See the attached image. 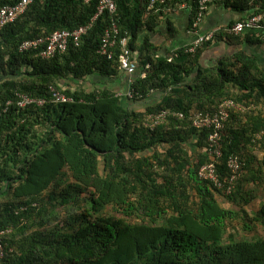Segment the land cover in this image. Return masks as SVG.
<instances>
[{"label": "trees", "instance_id": "obj_1", "mask_svg": "<svg viewBox=\"0 0 264 264\" xmlns=\"http://www.w3.org/2000/svg\"><path fill=\"white\" fill-rule=\"evenodd\" d=\"M17 1L0 0V8ZM198 1L157 3L148 11L147 0H114V14L99 16L78 46L70 42L64 54L49 60L40 56L45 43L37 50L20 48L88 25L98 0H33L0 30L1 264H264V236L227 233L234 217L243 233L264 229V195L249 216L244 207L254 192L242 184L245 171L253 185L264 184V70L243 53L202 68L201 50L211 42L193 55L185 48L161 54L148 35L167 23L174 37L166 17L184 2L191 23ZM218 3L264 20V0ZM113 24L136 65L132 99L126 101L136 104L158 92V104L131 110L109 89L82 86L88 77L111 79L121 72L119 47L111 59L98 52ZM51 88L72 102H51ZM16 93L46 103L20 109ZM228 100L244 107L230 112L220 132V178L229 173L227 158L241 164L229 194L198 177L211 162L205 150L209 131H197L190 120L192 113L213 111ZM163 111L168 116L150 128L148 116ZM256 144L262 156L253 168L249 151ZM218 195L238 211L221 207Z\"/></svg>", "mask_w": 264, "mask_h": 264}, {"label": "built area", "instance_id": "obj_2", "mask_svg": "<svg viewBox=\"0 0 264 264\" xmlns=\"http://www.w3.org/2000/svg\"><path fill=\"white\" fill-rule=\"evenodd\" d=\"M33 0H18L14 5L4 6L0 8V30L7 24L13 23L19 17H21L27 10L28 6ZM83 3L88 4L93 0H81ZM147 10H151L155 7L157 3H172L177 0H147ZM221 0H199L195 9V15L190 23V31L195 35L193 42L185 47L184 53L193 55L195 52L201 48L203 45L212 42L216 36L217 31H209L205 33H199V28L204 20L205 14L208 10L217 2ZM179 9H186L187 6L184 2H181L178 6ZM96 14L92 18L91 22L86 26H81L72 32L69 31H56L51 34L46 39L26 41L22 44L20 50H37L39 46L45 43V49L42 50L40 56L43 59L49 60L54 58L56 55H62L66 52L68 45L72 42L75 46H78L80 39L87 33L91 28L92 23L104 13L114 14L116 11V5L114 0H98ZM191 13V9H188ZM264 31V20L261 14H254L241 21L235 22L234 24L227 27L225 33L230 36H239L244 33L250 32H261ZM264 41V38H263ZM119 47V64L120 69L127 76L131 77L129 80V89L127 93L123 96L117 95L118 97H123L126 99H132V93L130 92V84L132 77L136 73V65L131 61L130 50L127 47V39L119 38L118 28L113 24L109 30H106L101 37V44L99 47V54L102 57L111 59L116 53V48ZM51 102L53 103H71L72 99L60 92L50 89ZM17 98L16 107L24 109L31 105H36L37 107L43 106L46 101L43 99H38L31 97L29 95L16 93ZM10 102L7 103L9 105ZM231 111H244V107L234 103L231 100L225 101L219 104L213 111H198L192 113L190 116L191 125L197 131H209L207 136V146L205 148L208 157L211 159L210 163L201 166L198 172V177L200 179H208L214 187L219 190L225 191V193H230L234 189V185L239 180L241 175L240 161L237 157L230 156L226 160V168L229 173L225 178H220L216 164L222 156L221 144H220V132L224 130L226 123L230 117ZM5 110H3V113ZM179 118H183L181 113L176 114ZM168 116L167 112H160L158 114H151L148 116L147 125L152 128L153 126L162 122ZM221 180V181H220ZM226 186V190L223 189ZM4 234L3 232L0 234ZM4 247L0 241V264L4 257Z\"/></svg>", "mask_w": 264, "mask_h": 264}, {"label": "crops", "instance_id": "obj_3", "mask_svg": "<svg viewBox=\"0 0 264 264\" xmlns=\"http://www.w3.org/2000/svg\"><path fill=\"white\" fill-rule=\"evenodd\" d=\"M247 16L248 14H240L225 8L218 2L208 10L200 25L199 33L217 31L218 33H224V35H221L223 38L221 36L216 37V41L213 40L211 45L201 50L198 63L202 68H212L222 60L234 61L233 59L237 54L243 53L245 56L254 59L260 70H264V31L260 33L252 32L260 38V43H257L252 37L250 39L248 33L239 36H230L225 33L227 27L245 19ZM166 18L169 19L171 28L176 30L174 37L168 35L167 23L156 28L159 33L144 32L141 34L142 38L148 33L151 43L160 49L161 54L185 48L189 46L195 38V35L189 29L190 16L186 9H173V12ZM130 78L131 77L121 71L115 78L106 79L100 76H91L81 83L82 85H89L87 88L83 86L85 90L106 88L115 92L117 95L123 96L129 89ZM161 98L162 95L160 93L152 92L145 100L139 101L136 104H130L129 101H126V98H124L123 103L131 110H143L148 106L158 104Z\"/></svg>", "mask_w": 264, "mask_h": 264}, {"label": "rangeland", "instance_id": "obj_4", "mask_svg": "<svg viewBox=\"0 0 264 264\" xmlns=\"http://www.w3.org/2000/svg\"><path fill=\"white\" fill-rule=\"evenodd\" d=\"M76 86V85H74ZM85 88L89 87L88 84L82 85ZM248 153V152H247ZM250 156L253 157V161L259 160L262 156L261 152V146L259 144H256L250 151ZM254 161L253 168H256V163ZM245 179V181H242L243 188L246 191H252L254 192V200L247 205L245 208L246 212L251 216V214L258 209L260 206V203L263 201V195H264V184L260 182H256L255 185H253L250 181H248L249 176L246 175V171L244 172V176L242 177ZM248 181V182H247ZM217 200L221 207L227 210H231L234 212L238 211V207L236 205H233L229 203L223 196L218 195ZM116 217H121L120 214H115ZM241 221L238 217H234L231 221L227 224V233L232 235H237V237H263L264 236V229L258 227L254 231H251V233H243L241 231ZM227 235V234H226Z\"/></svg>", "mask_w": 264, "mask_h": 264}, {"label": "clouds", "instance_id": "obj_5", "mask_svg": "<svg viewBox=\"0 0 264 264\" xmlns=\"http://www.w3.org/2000/svg\"><path fill=\"white\" fill-rule=\"evenodd\" d=\"M247 18V17H246ZM241 21V20H240Z\"/></svg>", "mask_w": 264, "mask_h": 264}]
</instances>
